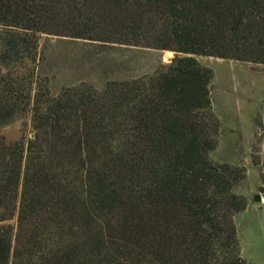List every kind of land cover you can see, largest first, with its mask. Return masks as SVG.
Wrapping results in <instances>:
<instances>
[{"label": "trees", "instance_id": "1", "mask_svg": "<svg viewBox=\"0 0 264 264\" xmlns=\"http://www.w3.org/2000/svg\"><path fill=\"white\" fill-rule=\"evenodd\" d=\"M45 34L176 56L52 95ZM196 56L264 64V0H0V124L33 129L0 139V264H249L246 170L211 158L221 121Z\"/></svg>", "mask_w": 264, "mask_h": 264}, {"label": "rangeland", "instance_id": "2", "mask_svg": "<svg viewBox=\"0 0 264 264\" xmlns=\"http://www.w3.org/2000/svg\"><path fill=\"white\" fill-rule=\"evenodd\" d=\"M168 52L45 34L39 40L35 72L48 80L52 95L82 83L101 90L111 81L156 74L176 56ZM196 59L213 71L210 95L221 121L219 144L211 158L246 170V178L234 188L248 203L235 218L242 255L249 264H264V64L207 56ZM32 132L30 118L0 124V139L8 142L23 134L32 137ZM254 154L260 156L261 166H255ZM257 195L261 202L255 200Z\"/></svg>", "mask_w": 264, "mask_h": 264}, {"label": "water", "instance_id": "3", "mask_svg": "<svg viewBox=\"0 0 264 264\" xmlns=\"http://www.w3.org/2000/svg\"><path fill=\"white\" fill-rule=\"evenodd\" d=\"M255 200L257 202H261L262 201L261 196L260 195L255 196Z\"/></svg>", "mask_w": 264, "mask_h": 264}, {"label": "bare ground", "instance_id": "4", "mask_svg": "<svg viewBox=\"0 0 264 264\" xmlns=\"http://www.w3.org/2000/svg\"><path fill=\"white\" fill-rule=\"evenodd\" d=\"M168 53H170V55L172 54V52H168ZM168 53H167V54H168Z\"/></svg>", "mask_w": 264, "mask_h": 264}]
</instances>
